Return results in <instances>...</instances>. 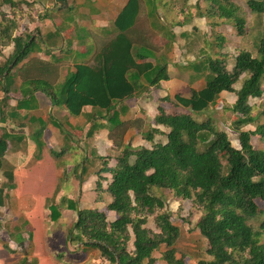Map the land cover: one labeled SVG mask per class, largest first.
I'll return each mask as SVG.
<instances>
[{
    "label": "trees",
    "instance_id": "16d2710c",
    "mask_svg": "<svg viewBox=\"0 0 264 264\" xmlns=\"http://www.w3.org/2000/svg\"><path fill=\"white\" fill-rule=\"evenodd\" d=\"M146 1L150 17L155 20V29L169 43H175L176 36L171 27L159 26L157 2ZM203 1L205 8L197 4L198 16L184 18L180 22L182 26L200 18L206 19L215 29L217 21H224L230 23L239 36L245 34L248 23L239 5L232 0ZM23 4L34 5L27 0H3V5L12 9V19L0 7V54L4 48L14 45L13 53L0 65V123L29 118L32 124H40L36 137L41 138L47 119L31 114L36 109L37 92L49 98L52 106L67 110L72 117L85 116L87 124H91L86 135L89 146L86 150L75 142L77 149H83V156L76 163L65 161L63 182L68 184L77 179L81 189L89 174H93L98 179L95 191L111 197L106 209L117 215L116 220L110 222L106 212L81 209L79 199H71L66 194L59 201H52L49 210L54 224L64 219L66 211L77 214V221L66 238L68 245H78L85 251H99L101 260L108 264H158L155 253L165 247L162 255L165 264H187L186 257L177 248L181 229L173 222L175 214L167 209L166 192H170L177 201H191L201 214L196 227L208 241L207 253L211 260H202L199 264H264V245L260 241L264 235V150H257L252 144L255 136L264 138V123H260L261 117L253 116L254 109L250 105L252 99H261L264 95V37L256 56L242 50L230 62L226 55L220 56L218 50L214 51L212 43L209 51L204 40L199 52L205 60L194 66L198 73L204 72L205 87L198 91L191 89L188 96L163 98L160 102L170 104V110L160 105L155 125L143 133L151 148L125 146L120 149L116 165L112 167L111 157L98 154L90 157V142L94 143L99 132L108 130L116 146L129 125L121 119L128 112L125 103L151 88L161 89L162 83L171 79L165 58L155 57V63L145 62L154 53L138 49L127 36L139 16L141 0H130L115 24L119 34L96 55L92 66H77L55 87L42 80L24 84L18 105L7 112L12 72L34 51L33 35L24 32L15 36L19 27L15 15ZM248 6L252 13L264 12L263 2L249 1ZM181 11L183 16L184 9ZM221 40L225 42L224 38ZM237 84L241 85L238 90ZM225 92L235 94L237 98L226 108L236 118L231 130L238 134L241 149L232 145L228 133L214 119H197L218 106ZM88 106L93 110L85 114L84 108ZM53 125L62 129L59 123L53 122ZM250 125L256 130H245ZM137 126L141 128V125ZM159 137H165V140H157ZM24 140L21 134H10L0 126V172L5 173L11 147L18 150L15 145ZM44 145L37 140L39 153L36 151L33 156L37 160ZM64 154L51 150L56 160ZM95 161L99 164L96 170ZM69 166H72L70 171ZM5 178L6 184L0 186V209L5 207L8 192L13 189L14 173L7 172ZM258 201L263 203L262 209L257 205ZM151 218H154L156 229L148 226ZM190 225V220H184L189 232ZM6 248L11 252L8 245ZM56 252L58 255L59 251ZM20 264L32 263L24 258Z\"/></svg>",
    "mask_w": 264,
    "mask_h": 264
},
{
    "label": "crops",
    "instance_id": "0c3cea01",
    "mask_svg": "<svg viewBox=\"0 0 264 264\" xmlns=\"http://www.w3.org/2000/svg\"><path fill=\"white\" fill-rule=\"evenodd\" d=\"M155 1L158 5L159 26L171 27L176 36V42L169 43L159 30L155 29L153 25L155 20L150 17V7L146 0H141L139 16L135 25L127 32V36L138 49L154 53V56L145 62L155 63V57L165 58L171 79L163 82L161 89L151 88L150 91L125 103L128 112L121 119L129 124L128 129L123 137L117 140L116 146L108 130L99 132L95 136L93 148L100 156H107L108 149L118 156L120 149L128 145L135 148L141 146L151 148V145L144 140L143 133L146 128L155 125L160 101L166 97L174 99L177 95L188 96L191 89L198 91L205 87L204 72L198 73L194 66L195 63L203 62L205 56L202 52H198L197 56L193 52L190 53L187 48L188 41L183 35H189V32L198 30L205 34L207 32V30L204 31L205 28L212 27L208 25L209 22L206 19L200 18H196L193 21L194 24L182 26L180 22L184 21V17L181 10H186L184 7L181 5L179 7L176 0ZM28 2L36 5V15L32 23H28L27 28L18 27L15 36L24 32L33 35L35 37L34 51L12 72V92L8 101L9 107L6 108L7 112L15 109L22 98V95L13 96L16 75L20 78L18 82L20 90L16 92L20 93L21 87L32 80L48 81L55 87L64 82L69 72L74 71L77 66L83 64L92 66L96 55L119 34L115 24L130 0H31ZM23 10L28 12L30 7L23 4L18 8L17 13H22ZM198 23H203L204 27L202 28ZM189 27L192 28L189 29ZM8 48L11 52L2 51L6 58L13 53L14 45L4 49ZM40 94L44 95L41 92L35 95L36 109L32 110L31 114L35 118L47 119L41 138L36 137L41 128L40 124L38 122L32 124L29 118L23 121L9 119L6 123H0V126L8 133L21 134L25 137L22 144L15 145L19 149L14 151V159L10 163L7 155L8 162L4 173V176L7 172L14 173L13 189L8 192L9 199L3 208L8 212L5 220L11 226L15 221H21L22 226L13 224V230H6L9 239L5 244L0 245V264H20L24 258H28L32 264H61V261H65V252H70L73 256L80 254L82 257L81 262L72 261L69 264H88V262L92 264V256L100 259L99 251H85L78 245H76L77 251H74L71 245L66 243H64L65 246L55 248L52 245L51 248L50 239L53 240V235H61L64 231L59 226L53 229L56 224L51 222L49 210L52 205L49 201L55 197L57 202V199L62 196L58 198L61 192L71 199H79L80 207L84 210L98 209L106 212L107 203L112 201L109 195L104 196L95 191V183L98 179L93 174H89L81 189L77 179L71 180L72 188H68L70 183L61 185L64 167H59L58 163H65V161L76 163L77 160H81L82 153L75 150L74 141L77 140L75 136L83 131L88 132L91 124H87L85 116L74 118L60 106H52L51 100L44 95L48 100L44 101ZM167 105H169L167 108L163 107L170 110L171 105ZM92 110L93 108L88 106L84 108V113L89 114ZM53 122L59 123L62 129L55 127ZM136 123L141 125V128ZM37 140L45 144L38 160L33 157L36 151L37 154L39 153ZM51 150L58 153L63 151L65 154L56 160L52 157ZM112 162H114V165H111L113 167L116 165V158ZM71 168L72 166H69V171ZM105 177L110 178V175ZM71 189L74 193L67 194V191ZM68 213L77 216L75 212L66 211L64 218ZM111 216L113 220L110 221L109 218L108 220L114 222L117 218L116 213L111 212ZM24 227L27 231H24ZM6 245L11 252L7 250ZM56 251H59L58 255Z\"/></svg>",
    "mask_w": 264,
    "mask_h": 264
},
{
    "label": "rangeland",
    "instance_id": "374dc122",
    "mask_svg": "<svg viewBox=\"0 0 264 264\" xmlns=\"http://www.w3.org/2000/svg\"><path fill=\"white\" fill-rule=\"evenodd\" d=\"M18 1V0H16ZM27 1H31V0H27ZM234 3H236L237 5H239L242 9H243V15L246 17L247 19V27H246V31L245 34L243 36H239L237 33V30L230 24L224 21H217L218 22V27H216L215 29L210 28L208 25L207 28H205L204 31L207 30V32L204 34L203 31L198 30V31H194V32H189V37L185 38V40L188 41V45L187 48L189 50V52H193L196 56L198 55L199 49L204 45L203 42L206 39V43L208 45V49L210 51L209 45L212 43L214 45V51H219L218 54L220 56L226 55V58H229V62L231 61V59L237 55V53H239L242 50H247L250 51L254 56L257 55L258 53V46L260 45V42L262 40V38L264 37V12L262 14H257V13H252V11L250 10L248 3L249 1H258V2H263L264 0H232ZM197 3L200 4V6L202 8H205L206 3L203 0H188V2H185L184 0H179L177 2V4L184 7L186 10H184V14L183 17L188 20L190 19V17L193 16H198V11L196 9V5L195 4H191V3ZM31 3V2H29ZM35 4L31 7L30 6V10L28 12H25L23 10L22 13H16V20L18 22L19 27L22 28H27L28 23H32V21L34 20V16L36 15V9H35ZM0 7H1V11L9 18L12 19L14 18V14L12 12V9L9 5H3V0H0ZM178 10V9H177ZM1 19V17H0ZM196 18L193 19V21ZM192 21V23L194 24V22ZM204 23V21H203ZM203 23H198V25L203 28L204 24ZM25 25V26H24ZM211 26V25H210ZM212 27V26H211ZM192 28V27H191ZM189 27V29H191ZM225 39V42H223L221 39ZM3 51H6L7 53L11 52V50L8 49H4ZM192 59V56H190ZM6 60L5 54H0V64L4 63V61ZM189 63V61L187 62ZM24 76V75H23ZM18 82H20V78L19 75H16L15 79H14V86H13V96L14 97H20L21 94L17 93L18 90H20L19 86H18ZM240 84H237L235 87L236 89H240ZM263 88H264V82H263ZM17 90V92H16ZM17 94V95H16ZM41 95V94H40ZM40 97H42L44 99V101H48L46 99V97L43 95H41ZM235 99H236V95L235 94H230V93H224L222 94V98H221V102L218 106L213 107L209 112H207L205 115H200L199 117H197L198 120L202 121L208 117H211L212 119L215 120L216 124L223 129L224 131H226L230 137V140L232 142V145L237 148V149H241L240 143L238 141V134L233 132L231 130L233 122L236 121V118L234 116V113H232L231 110H229L226 107H231L234 103H235ZM162 106H165L167 108V103H161ZM250 105L253 107L254 111H253V116H259L261 117L260 119V123H264V116L262 115L263 111H264V95L261 99H252L250 101ZM149 129L146 128L145 132H147ZM245 130L247 131H255L256 127L254 126H248L245 128ZM87 132L83 131L81 134H78L77 136H75L77 138V140H75L74 142H76V144L79 145V147L85 148L87 150L88 146H89V141H87L86 138ZM165 140V137H159L157 138V140ZM91 143V148H89V153L91 154L90 156H92L94 158L95 155H97V150L95 148H93V142ZM50 144V143H49ZM252 144L255 147V149L257 150H264V138L260 135H257L255 137H253L252 139ZM52 145V144H51ZM86 146V147H85ZM105 147V146H104ZM80 149L76 147V151H79L80 153L83 152V149ZM26 151V149H25ZM104 151V150H102ZM106 155L108 157H111V159L116 158L117 154L112 151V150H107ZM14 159V150L11 147V150L8 154V161L10 163V161ZM96 163V167L95 170L98 169V161H95ZM111 165H114V162L111 163ZM59 167H64L65 164L64 163H58ZM95 166V165H94ZM66 167V166H65ZM64 167V168H65ZM63 179L61 180V185H66L64 182H62ZM73 181H70V184L68 186V188H72L73 186ZM6 184V178L4 176V173L0 172V186ZM12 184V182H11ZM75 190V189H74ZM35 191V190H34ZM69 193H74L73 189L67 191V194ZM63 196V192L59 193L58 198L60 196ZM104 196H107L108 194H102ZM61 196V197H62ZM166 196L168 198V206L167 209L174 213L175 216L173 218V222L175 223V225L179 226L181 229V239L177 244V248L179 249V251L182 253V255H184L186 257V262L187 264H199L200 261L205 260H211L210 256L208 255L207 251L209 249V244L208 241L201 235L200 231L197 229L196 224L201 216V214L195 209L193 203L191 201H177L172 197V194L170 192H166ZM60 197V198H61ZM57 199V201L60 200ZM9 199V198H8ZM55 202V197L53 198V200L49 201V204ZM90 205V204H89ZM94 206L96 204H93ZM92 205V206H93ZM257 205L262 209L263 208V203L261 201L257 202ZM88 206V204L86 205ZM91 206V205H90ZM7 211H5L3 208L0 209V245H3L6 243V241H8V236L6 235V230H13V224L18 225V227L22 226V222L18 221V222H14L12 224V226L5 220L6 219V215H7ZM106 213L108 215V218L110 219V221L113 220V216H111V212L106 210ZM184 220H190L191 221V225H190V230L191 232H189L185 226H184ZM77 221V216L71 213L66 214V217L58 224H56L55 226H53V229H56L58 226L60 229H63L64 233L58 236L53 235V240L50 239V243H51V248L52 245L55 248H59L62 246H65L64 243L68 244L66 241L68 232L72 229V227L74 226V224ZM62 223V224H61ZM148 226L151 229H156L155 227V223H154V218H151L149 220V224ZM24 231H27V229L24 227ZM261 244L264 245V235L261 237L260 239ZM71 247L74 249V251H77L78 246L76 245H71ZM166 250L165 247H163L160 251H158L157 253H155V257L158 259V264H165L162 260V255L163 252ZM1 252V251H0ZM5 253H7L6 251H4ZM8 254V253H7ZM64 260L65 261H61V264H69L73 262H81L82 261V257L81 255H72L70 254V252H65L64 253ZM92 264H108L106 262H104L103 260L98 259V257L95 258V256H92ZM90 262H88L89 264Z\"/></svg>",
    "mask_w": 264,
    "mask_h": 264
}]
</instances>
